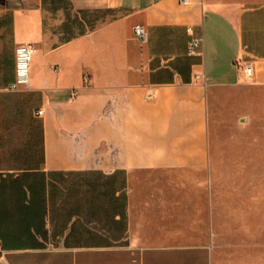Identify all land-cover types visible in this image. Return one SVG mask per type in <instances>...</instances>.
<instances>
[{
  "label": "crops",
  "instance_id": "0c3cea01",
  "mask_svg": "<svg viewBox=\"0 0 264 264\" xmlns=\"http://www.w3.org/2000/svg\"><path fill=\"white\" fill-rule=\"evenodd\" d=\"M259 89L264 0H0V264H214L199 175Z\"/></svg>",
  "mask_w": 264,
  "mask_h": 264
},
{
  "label": "rangeland",
  "instance_id": "374dc122",
  "mask_svg": "<svg viewBox=\"0 0 264 264\" xmlns=\"http://www.w3.org/2000/svg\"><path fill=\"white\" fill-rule=\"evenodd\" d=\"M237 102L213 123L216 154L199 179L216 198L214 264H264V90Z\"/></svg>",
  "mask_w": 264,
  "mask_h": 264
},
{
  "label": "built area",
  "instance_id": "2783aa9c",
  "mask_svg": "<svg viewBox=\"0 0 264 264\" xmlns=\"http://www.w3.org/2000/svg\"><path fill=\"white\" fill-rule=\"evenodd\" d=\"M188 0H183V3H187ZM135 33L138 40L142 43L146 42L148 39V33L143 25L135 26ZM203 43L202 38H194L191 40L189 44V52L190 53H198V47ZM34 49L30 43H25L18 45L16 48V80L10 86L11 89L16 90L21 85L29 86V74H30V64L33 58ZM242 68L246 72L248 76H250L253 72L252 65L249 63H244ZM43 113V109H38L37 114L41 115ZM4 257L2 256V259ZM1 264H6L4 260H2Z\"/></svg>",
  "mask_w": 264,
  "mask_h": 264
}]
</instances>
